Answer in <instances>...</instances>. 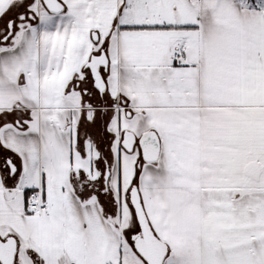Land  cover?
<instances>
[{"label":"snow or ice","instance_id":"6c2138e0","mask_svg":"<svg viewBox=\"0 0 264 264\" xmlns=\"http://www.w3.org/2000/svg\"><path fill=\"white\" fill-rule=\"evenodd\" d=\"M0 264H264V0H0Z\"/></svg>","mask_w":264,"mask_h":264}]
</instances>
